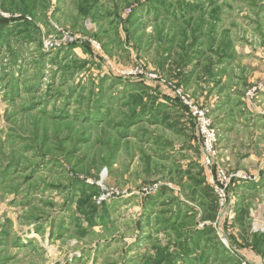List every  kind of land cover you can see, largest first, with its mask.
Instances as JSON below:
<instances>
[{"label": "rangeland", "instance_id": "374dc122", "mask_svg": "<svg viewBox=\"0 0 264 264\" xmlns=\"http://www.w3.org/2000/svg\"><path fill=\"white\" fill-rule=\"evenodd\" d=\"M178 90L250 178L223 210ZM263 226L264 0H0V264H254Z\"/></svg>", "mask_w": 264, "mask_h": 264}, {"label": "built area", "instance_id": "2783aa9c", "mask_svg": "<svg viewBox=\"0 0 264 264\" xmlns=\"http://www.w3.org/2000/svg\"><path fill=\"white\" fill-rule=\"evenodd\" d=\"M177 96L189 109V113L192 116L194 123L196 125L197 133L201 140V151H202V161L206 169L209 170L211 176L208 178V183L212 187L214 194L219 200L220 208L223 210L230 204V188L233 184V180L240 178L242 180L249 181L250 178L245 177L241 174L229 173L227 170L221 169L216 166V162L219 157L218 143V132L215 128L211 117L209 116V111L204 108L194 104L189 98L184 94L182 90L177 91ZM107 173V169L104 170ZM256 179H252L253 181ZM111 196L107 189L103 190V193L99 199L100 202L108 200ZM255 231H258L255 228ZM259 231H264V226L259 229ZM222 235L220 234V238ZM224 245L227 246L225 239H222ZM241 264H250L247 261H242Z\"/></svg>", "mask_w": 264, "mask_h": 264}, {"label": "crops", "instance_id": "0c3cea01", "mask_svg": "<svg viewBox=\"0 0 264 264\" xmlns=\"http://www.w3.org/2000/svg\"><path fill=\"white\" fill-rule=\"evenodd\" d=\"M232 121H234V120H237V119H234V118H232L231 119ZM224 124H225V120H224ZM221 125V124H220ZM244 126V125H243ZM224 127V126H223ZM237 127H239V126H237ZM237 127H235V128H237ZM245 127V126H244ZM230 129H231V127H229ZM223 148V152H225V155H224V157H226V159L228 158V155H229V153H230V147L229 148H226V146H223L222 147ZM231 154V153H230ZM237 156H238V154H237ZM241 157H243L244 156V158L246 159V160H251V161H254V160H256V157L253 155V154H245V155H240ZM251 158V159H250ZM258 177V179H259V176H257ZM256 177V178H257ZM246 186V188H247V184L245 185ZM261 187V186H260ZM252 188V190H253V188L254 189H256V188H259V187H255V185H254V187H251ZM243 192H245L246 193V191L245 190H243L242 188L240 189V187H239V189H237L236 190V194L235 195H238V196H240V194L241 193H243ZM239 204L237 205V208H236V210H234L233 211V214H231V215H233L232 217H231V220H232V222H234V226L235 227H237V231H238V233H242L241 231H242V229H243V223H246V221H244V217H243V213H242V211L241 212H239ZM226 221V223L225 224H227V223H229V221H227V220H225ZM230 224V223H229ZM240 239H241V236L239 237ZM244 254H245V256H246V258L248 259V260H250L251 262H253L254 264H264V257H262V256H260L259 255V253L257 252V251H254V250H252L251 248H246L245 250H244Z\"/></svg>", "mask_w": 264, "mask_h": 264}]
</instances>
